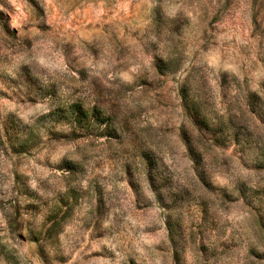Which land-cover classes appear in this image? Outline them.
Returning <instances> with one entry per match:
<instances>
[{
	"label": "rangeland",
	"instance_id": "rangeland-1",
	"mask_svg": "<svg viewBox=\"0 0 264 264\" xmlns=\"http://www.w3.org/2000/svg\"><path fill=\"white\" fill-rule=\"evenodd\" d=\"M0 264H264V0H0Z\"/></svg>",
	"mask_w": 264,
	"mask_h": 264
},
{
	"label": "trees",
	"instance_id": "trees-1",
	"mask_svg": "<svg viewBox=\"0 0 264 264\" xmlns=\"http://www.w3.org/2000/svg\"><path fill=\"white\" fill-rule=\"evenodd\" d=\"M256 95H257V94H256L255 92H249V93L246 95L247 102H248V103H251V101L254 102L253 100H254V99H257V98H256ZM182 99H183V105H184L185 110H186L189 114H193V115L197 116V117L199 118V120H200V121H198V122L201 123V124H203V126H204L206 129H208V128H209L208 123L206 122V120H205L204 117H201L200 106L197 105L195 102H191L190 98L188 97V92H187L186 90H184V91L182 92ZM77 110H78L77 112H78V114L80 115L81 118H83V117L86 116L85 111H83V110L81 109V106H80V105L77 106ZM93 110H95V112H97V113H95V116H96V117H100V116H101V115H99L98 110H96V108H94ZM79 119H80V118H79ZM187 148H188V150H189V153H194V149H193L190 145L187 144ZM9 224H10V223H9ZM58 224H59V223H58L57 221H54L51 227L54 228V226H55V225L57 226ZM48 231H49V230H48ZM48 231H47V232H48ZM34 240H35V241H38L39 238L37 237V238H35Z\"/></svg>",
	"mask_w": 264,
	"mask_h": 264
}]
</instances>
